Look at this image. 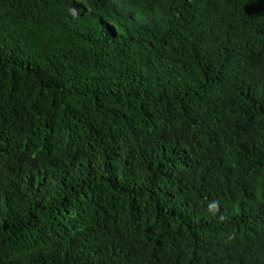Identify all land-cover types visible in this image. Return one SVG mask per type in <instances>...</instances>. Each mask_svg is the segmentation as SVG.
Returning <instances> with one entry per match:
<instances>
[{
    "label": "trees",
    "instance_id": "obj_1",
    "mask_svg": "<svg viewBox=\"0 0 264 264\" xmlns=\"http://www.w3.org/2000/svg\"><path fill=\"white\" fill-rule=\"evenodd\" d=\"M0 264H264V0H0Z\"/></svg>",
    "mask_w": 264,
    "mask_h": 264
},
{
    "label": "clouds",
    "instance_id": "obj_2",
    "mask_svg": "<svg viewBox=\"0 0 264 264\" xmlns=\"http://www.w3.org/2000/svg\"><path fill=\"white\" fill-rule=\"evenodd\" d=\"M219 207H220V202L219 201H211L208 203L207 208L208 211L212 214V215H216L219 211ZM220 219H223V217H220Z\"/></svg>",
    "mask_w": 264,
    "mask_h": 264
}]
</instances>
